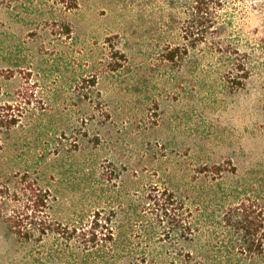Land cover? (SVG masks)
Masks as SVG:
<instances>
[{
	"label": "trees",
	"instance_id": "trees-1",
	"mask_svg": "<svg viewBox=\"0 0 264 264\" xmlns=\"http://www.w3.org/2000/svg\"><path fill=\"white\" fill-rule=\"evenodd\" d=\"M118 1L160 33L143 59L112 37L87 45L65 20L34 51L0 36V219L35 264H264V164L197 160L206 151L190 143L208 132L178 125L191 100L264 72V41L242 50L234 34L250 9L264 23V0ZM41 4L64 8L56 22L79 8L0 10Z\"/></svg>",
	"mask_w": 264,
	"mask_h": 264
},
{
	"label": "rangeland",
	"instance_id": "rangeland-1",
	"mask_svg": "<svg viewBox=\"0 0 264 264\" xmlns=\"http://www.w3.org/2000/svg\"><path fill=\"white\" fill-rule=\"evenodd\" d=\"M78 4L77 10L56 16L58 22L50 19L49 14L53 10L65 13L60 5L41 4L32 14L25 13L22 6L16 9L14 16L0 10V36L2 40L7 39L3 47L5 50L13 46L23 52L34 51L46 33H63L61 21L65 20L71 23L72 33L87 45L102 43L105 38L112 37L119 48L136 55L139 60L159 48L160 33L150 31L153 24L140 6L118 0H78ZM241 26L245 33L234 34L241 38L242 50L247 49V40L264 41L263 16L258 11L250 9ZM174 35L179 37L183 33ZM12 37L16 40L14 44H11ZM187 105L188 109L183 110L191 112L189 120L182 119L178 125L198 132L205 130L210 136L204 145L194 140L190 143L193 148L202 146L206 151L207 155L198 156L197 160H233L237 165L247 167L264 164V72L259 74L258 71L244 88L205 95ZM76 202L75 197L68 196L56 207L57 214L65 213L67 207ZM0 207L6 213V205L0 203ZM33 253L32 247L22 243L0 219V264H35Z\"/></svg>",
	"mask_w": 264,
	"mask_h": 264
}]
</instances>
